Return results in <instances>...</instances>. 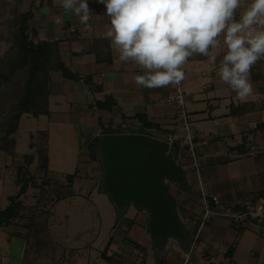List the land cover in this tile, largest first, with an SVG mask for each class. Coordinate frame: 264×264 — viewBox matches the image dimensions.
<instances>
[{"label":"crops","instance_id":"1","mask_svg":"<svg viewBox=\"0 0 264 264\" xmlns=\"http://www.w3.org/2000/svg\"><path fill=\"white\" fill-rule=\"evenodd\" d=\"M13 2L23 12L32 13L28 20L30 39L34 43L55 44L70 76L62 70L50 71L47 113H22L17 129L8 136L13 143L4 139L10 125L1 123L0 183L8 168L20 166L26 155L37 152L44 140L42 132L46 133L49 173L52 158L56 162L51 149V127L59 132L65 127H77L87 139L85 143L80 142L79 160L86 162L88 169L84 174L77 173L73 188L79 196L92 199L95 204L97 189L102 192V167L98 159L91 157L89 143L93 138L105 133H143L168 145V136L174 135L177 139L174 141L176 157H173L180 156L186 165L187 183L169 181L168 190L186 230L187 241L171 239L156 258L148 231V212L131 207L124 216H130L134 210L139 226L125 228L117 234V246L124 242L125 253L117 256V246L112 248L114 252L108 253L111 262L146 264L153 256L155 261L162 258L163 264H264V217L236 223L223 214L226 209L247 211L248 205L257 207L264 200V57L250 71L253 93L245 101H240L218 75L220 60L226 52L223 37L219 48L209 49V56L193 54L183 65L184 79L180 87L198 163L192 166L189 148L185 151L179 148L186 131L181 127L180 108L174 98L177 84L147 89L133 82L134 76L146 70L135 62L119 60V52L106 38L111 25L103 4L88 0L92 16L90 26L86 27L54 0ZM251 3L252 0H241L237 13L242 14ZM211 55L217 57L215 62ZM139 115H145L150 124H143ZM10 116L14 119L13 114ZM0 119L7 120L1 115ZM40 119L43 123L33 128L34 121ZM22 144L29 151L19 158ZM252 147L260 149L259 152H254ZM49 177L55 184H65L61 179ZM102 194L111 201V213L116 219V206L106 193ZM214 196L218 202L213 200ZM3 197L4 193L0 192V210L5 205ZM206 204L216 211L203 220ZM7 231L10 228L3 227L0 235L8 234ZM14 232L11 230L12 237L7 241L13 239ZM4 260L0 246V264Z\"/></svg>","mask_w":264,"mask_h":264},{"label":"rangeland","instance_id":"2","mask_svg":"<svg viewBox=\"0 0 264 264\" xmlns=\"http://www.w3.org/2000/svg\"><path fill=\"white\" fill-rule=\"evenodd\" d=\"M22 12L23 10L13 0H0V52H2V54L0 53V115L7 119L4 122L0 119V125L1 123L14 124L13 120L15 119L10 115H17L21 100L28 93V69L19 68L11 73L12 65L19 57L18 29L19 15ZM31 104V108L42 110L44 108L43 95ZM34 123L33 128H38L43 120H36ZM51 131V149H53L52 155L55 156L56 162L52 158L50 171L47 175L67 183V175L74 174L73 180L69 181L74 184L77 173L78 175L79 173L84 174L88 169L86 162L79 160L82 156L80 142L85 143L87 139L81 135L82 131L77 127L76 129L75 127L72 129L65 127L62 132L51 127ZM56 147L59 148L56 149ZM258 150L260 149L254 152ZM28 151L29 147L22 144L18 157L23 158L24 153ZM169 154L176 157L174 151ZM34 156L37 160L34 159L32 162L22 160L20 165L26 166L28 171L24 170L21 172L22 174L24 172L28 176L34 175L35 177L33 184L21 196L23 207L26 208L23 209L25 217L21 222L9 226L8 234L3 232L0 235L4 264H18L23 261L25 262L23 264H114L107 259V256L114 252L112 248L117 246V239H119L117 234H120L125 228L139 226L135 222V211L132 210L130 216H123L118 223H115V217L111 213V201L99 189L95 194L98 206H96V202L95 204L92 202L94 200L90 201L86 199L87 197L79 196L78 190L74 189V186L65 188L63 193L66 194L73 190L75 191L73 196L76 197L66 196L69 199H59L57 187L44 182V170L39 166L42 158L41 153L34 151ZM18 167L8 168L5 179L2 180V184L0 183V192L4 193L3 199L5 200L2 209L10 203L9 196L17 194L20 190L18 181L21 180V175L19 178ZM68 186L71 187V185ZM34 207L39 211L35 213L36 224L34 223V226H38L40 229V236H38L42 239L40 242H37L33 229L30 230L26 226L30 223ZM11 230L16 231L14 233H19L13 234V239L9 242L7 239L12 237ZM124 247V242H121L119 247L117 246V256H121L122 252L125 253ZM146 262V264H157L153 256H150Z\"/></svg>","mask_w":264,"mask_h":264},{"label":"clouds","instance_id":"3","mask_svg":"<svg viewBox=\"0 0 264 264\" xmlns=\"http://www.w3.org/2000/svg\"><path fill=\"white\" fill-rule=\"evenodd\" d=\"M105 6L111 30L106 38L121 62H135L143 74L132 78L147 89L179 84L183 65L193 54L209 56L219 48V77L240 101L252 93L250 71L264 57V0H252L238 14L241 0H97ZM86 27L92 10L88 0H54ZM238 16V18H237ZM213 62L217 57L211 55Z\"/></svg>","mask_w":264,"mask_h":264},{"label":"water","instance_id":"4","mask_svg":"<svg viewBox=\"0 0 264 264\" xmlns=\"http://www.w3.org/2000/svg\"><path fill=\"white\" fill-rule=\"evenodd\" d=\"M89 148L102 167L100 190L116 206V223L131 207L147 211L156 258L171 239L187 241L168 190L169 181L186 185L187 178L168 145L143 133H105L93 138Z\"/></svg>","mask_w":264,"mask_h":264},{"label":"trees","instance_id":"5","mask_svg":"<svg viewBox=\"0 0 264 264\" xmlns=\"http://www.w3.org/2000/svg\"><path fill=\"white\" fill-rule=\"evenodd\" d=\"M32 13L29 12H22L19 15V34H18V43L20 45L19 53H18V59L15 60L13 63V69H11V73H14L19 68H25L28 69L29 77H28V83H27V90L28 93L25 97L22 98L20 109L17 115H14V124L13 127L7 128V135L4 137V139L7 141H10L13 143L12 138H8L9 134L11 132H14L17 129L18 126V120L22 112H32L35 115H39L41 113H47L48 108V84H49V74L51 70L58 69L62 70L66 76H70V72L65 66L64 62L62 61L60 57L59 50L57 46L53 43L48 42H39L34 43L28 33V20L31 17ZM15 68V69H14ZM42 73V74H41ZM3 76V75H2ZM1 78V74H0ZM43 95V102H44V108L40 110L39 108H31L30 105L35 100H39L40 96ZM139 119L142 120L143 124L148 125L147 118L145 115H139ZM44 137L43 142H41V145L39 149H37L38 153H41V162L39 164L40 168L44 170V182L47 184L54 185L55 188L57 187L58 192L57 195L59 196V199L65 198L66 196H73L75 191L71 190L70 192L64 194L63 190L65 188H72L73 184L72 182H69L70 180H73L74 174H68V182L64 185H59L53 183L52 179L47 175L49 167H48V155H47V139H46V133H41ZM176 150V149H175ZM35 156L34 153L28 154L25 157V160H28L29 162L34 161ZM28 172L26 170V166H20L18 167V175L21 180L19 179L18 183L20 184V190L15 195H10L9 200L10 203L4 208L0 210V230L3 227H9L11 225H14L17 222H21L22 219L25 217V213H23V209H26L23 207V202L21 199V196L27 192L31 184H33L34 175H26V173L22 171ZM24 177V178H23ZM67 185V187H66ZM68 185H71L69 187ZM32 214L30 216V223L26 224L29 229H33L34 234L36 235L37 242H40L42 239H40L39 234V227L34 226V223L36 224L35 220V213L39 212L36 207L32 208ZM17 232L16 234H18ZM110 243V242H109ZM109 246V245H108ZM108 260H111L110 256H107ZM163 259H159L157 261V264H163Z\"/></svg>","mask_w":264,"mask_h":264},{"label":"built area","instance_id":"6","mask_svg":"<svg viewBox=\"0 0 264 264\" xmlns=\"http://www.w3.org/2000/svg\"><path fill=\"white\" fill-rule=\"evenodd\" d=\"M180 84H177V89H176V94L174 96L175 98V102L177 103L178 107L180 108V115H179V120L181 123V127L182 129H184L186 131V133L184 134V136H182V138L180 139V149L182 151H185L187 148H189L190 153L192 155V159L193 161L191 162L190 165L192 166H197V157L195 155V150H194V136L192 134L191 127H190V122L188 120L187 117V112L184 108V93L180 87ZM177 136L174 135H170L168 136V147H169V153L170 152H175V148H174V141L177 139ZM252 150L254 151V147H252ZM254 153V152H251ZM180 156L177 157L176 161L183 167V169L186 167V165L180 161ZM213 200L218 202V197L214 196ZM263 202L257 206V207H253L251 205H248V210L247 211H241V210H237V209H226L224 211V215L231 217L236 223H242L243 221L247 220L248 218H258V219H262L264 217L263 214V208H264V200L261 199ZM216 210H214L213 208L210 207L209 204L205 205V211L203 213V220H207L209 219L212 214L215 213ZM187 264V263H186Z\"/></svg>","mask_w":264,"mask_h":264}]
</instances>
